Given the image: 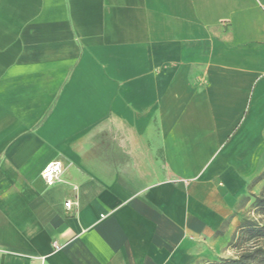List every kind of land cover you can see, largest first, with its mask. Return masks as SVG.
<instances>
[{
    "label": "crops",
    "instance_id": "1",
    "mask_svg": "<svg viewBox=\"0 0 264 264\" xmlns=\"http://www.w3.org/2000/svg\"><path fill=\"white\" fill-rule=\"evenodd\" d=\"M263 174L264 0H0V264L218 259Z\"/></svg>",
    "mask_w": 264,
    "mask_h": 264
},
{
    "label": "trees",
    "instance_id": "2",
    "mask_svg": "<svg viewBox=\"0 0 264 264\" xmlns=\"http://www.w3.org/2000/svg\"><path fill=\"white\" fill-rule=\"evenodd\" d=\"M262 177H264V174ZM253 208L264 220V186L260 194L255 196ZM241 237H245V240L264 238V222L242 219L240 221V229L234 235L233 242L231 241L232 247L240 246L238 243ZM202 264H264V248L258 244H252L250 248L238 252L235 257L218 258Z\"/></svg>",
    "mask_w": 264,
    "mask_h": 264
},
{
    "label": "rangeland",
    "instance_id": "3",
    "mask_svg": "<svg viewBox=\"0 0 264 264\" xmlns=\"http://www.w3.org/2000/svg\"><path fill=\"white\" fill-rule=\"evenodd\" d=\"M264 185H262L261 189L251 198V200L249 201V204L247 205V207L245 209H243L242 211V215H241V219H248V220H255V221H261L264 222V220L261 219V217L257 214L256 210L253 208V201L255 196L259 195L262 188ZM231 244V243H230ZM229 244V245H230ZM240 246H234L232 249V246H229V248L224 249L222 256L220 258H231V257H235L238 252H241L242 250H245L247 248H250L252 244H258L259 246H262L264 248V238H259V239H249V240H245V237H241V240L238 243ZM233 255V256H231Z\"/></svg>",
    "mask_w": 264,
    "mask_h": 264
},
{
    "label": "built area",
    "instance_id": "4",
    "mask_svg": "<svg viewBox=\"0 0 264 264\" xmlns=\"http://www.w3.org/2000/svg\"><path fill=\"white\" fill-rule=\"evenodd\" d=\"M62 172V165L57 160H52L48 162L41 172V176L48 185H52L59 179ZM71 202L68 200L65 202V206L69 207ZM55 249L58 248L57 245L54 246Z\"/></svg>",
    "mask_w": 264,
    "mask_h": 264
}]
</instances>
